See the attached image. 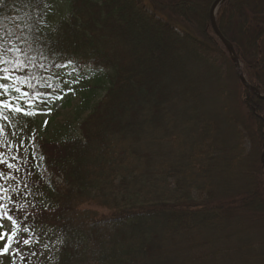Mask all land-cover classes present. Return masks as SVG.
Listing matches in <instances>:
<instances>
[{
    "label": "trees",
    "instance_id": "1",
    "mask_svg": "<svg viewBox=\"0 0 264 264\" xmlns=\"http://www.w3.org/2000/svg\"><path fill=\"white\" fill-rule=\"evenodd\" d=\"M214 2L2 0L0 36L24 52L6 59L35 87L0 98L48 112L29 106L37 90L84 86L50 139L38 114L0 117L21 264H264V99L239 81ZM215 20L264 95V0H225Z\"/></svg>",
    "mask_w": 264,
    "mask_h": 264
},
{
    "label": "snow or ice",
    "instance_id": "2",
    "mask_svg": "<svg viewBox=\"0 0 264 264\" xmlns=\"http://www.w3.org/2000/svg\"><path fill=\"white\" fill-rule=\"evenodd\" d=\"M0 3H2V0H0ZM16 24V27L20 28L23 27V25L16 22L14 19L12 21ZM7 25L4 23V19L0 18V31H3ZM9 32H11V29H8ZM43 47V45H41ZM9 53H20L24 54L23 49H21L19 46L11 44L9 41H5L3 36H0V65L4 64H10L11 67H3L0 68V72L4 73V75H0V81H8L13 79V73L12 69L16 68H23L25 67L24 61L19 60L16 57H13L11 60L6 59V56ZM45 59L47 57H44ZM40 67L44 68L45 65L41 64ZM15 81H21L22 83L27 84L29 88H34L35 86L31 83V78L28 76H25L22 80L21 77L15 76ZM75 82V81H73ZM42 86L45 87H51V85L42 84ZM70 87V86H69ZM15 91L16 93H22L24 97H30L32 94L28 93L27 91H23L20 87H17L15 83L12 85H9L8 83H0V97H4L5 95H10L12 91ZM71 90V88H70ZM35 99L29 100V106L32 107V105L39 101V103L47 104L48 97L45 94H42L39 90H37L34 94ZM19 99V97H17ZM57 100L63 99L62 96L57 95L55 97ZM4 110H11L15 113H23L26 116H35L41 112L39 108L36 109V111H28L26 109L21 108L20 106L14 105L10 103L7 99L0 98V117H2L4 120H8L9 116L5 114ZM51 111V108L48 109V112ZM47 114V113H43ZM45 124H47V121H44ZM3 126H0V133L3 132ZM0 163H4L2 159H0ZM9 168L14 167L12 164L7 165ZM6 174L4 172H0V177L5 176ZM7 189L3 188V186H0V193H7ZM5 199L4 195H0V200ZM8 220L12 224V230L9 232L8 230L0 231V242H2V247H0V256L4 255H19L22 259L23 253L20 251V249L17 247L13 249V244H20L23 243L25 245H30L31 241L29 239H19L18 231L19 228L18 221L16 218H14L12 215L8 213V206L6 204L0 203V221ZM4 225L3 223H0V229H3ZM25 232L29 231V229H24ZM0 264H2V261H0Z\"/></svg>",
    "mask_w": 264,
    "mask_h": 264
},
{
    "label": "rangeland",
    "instance_id": "3",
    "mask_svg": "<svg viewBox=\"0 0 264 264\" xmlns=\"http://www.w3.org/2000/svg\"><path fill=\"white\" fill-rule=\"evenodd\" d=\"M147 4H149L150 0H144ZM11 44L16 45L13 43V41H10ZM17 46V45H16ZM16 57L19 56V53H12ZM72 71L73 70H68V74L72 76ZM88 71V70H87ZM14 75L12 80L8 81H0V83H8L9 85H12L13 83L16 84V86H20L23 83L21 81H15L14 80ZM23 78L21 77V80ZM70 86V87H69ZM71 88V90H70ZM82 89H84V86L81 84H75L73 82H67L66 83V92L63 96V99L57 100L55 99L56 96L50 95L48 97V100L51 102V106L53 111L51 110L50 112L46 111H41L38 114V134L39 138H46L50 139L53 137L54 131L60 130L62 127L68 126L70 122L74 121V114H75V108L81 104V96H82ZM99 95L102 96L103 92H99ZM18 97V94L15 95ZM100 97L98 96L97 99ZM47 113V114H43ZM44 121H47V124L44 123ZM37 159L38 161L42 162V158L39 154H37ZM43 171H45L44 167L40 163L39 165ZM85 205L83 206V208ZM94 210H98L102 213H107V211L102 210L101 208L98 209L97 207H92ZM0 223H3L4 228L0 229V231L8 230L9 232L12 230V224L8 220H3L0 221ZM18 235L22 234V230L20 228L17 229ZM0 247H2V242H0ZM22 252V251H21ZM21 261L18 260L16 257L13 255H4L2 257V264H21Z\"/></svg>",
    "mask_w": 264,
    "mask_h": 264
},
{
    "label": "water",
    "instance_id": "4",
    "mask_svg": "<svg viewBox=\"0 0 264 264\" xmlns=\"http://www.w3.org/2000/svg\"><path fill=\"white\" fill-rule=\"evenodd\" d=\"M225 0H215V2L213 3L211 10H210V19H211V25L213 30L215 31L216 35L218 36V38L222 41V43L227 47V49L229 50V52L232 55L233 58V63H234V67L236 70V75L239 79V81L241 82V84L251 90L252 92H254L260 99H264V96L260 93V91L254 87L253 85L249 84V82L246 80L243 71H242V67L239 61V58L237 56V53L234 49L233 44L227 40L225 38V36L221 33V31L219 30L217 23H216V12L218 10V8L221 6V4L224 2ZM262 162L264 163V153L262 154Z\"/></svg>",
    "mask_w": 264,
    "mask_h": 264
}]
</instances>
